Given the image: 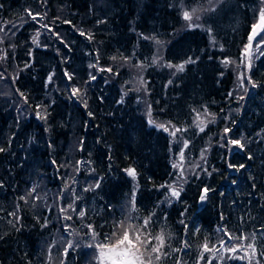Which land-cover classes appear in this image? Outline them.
<instances>
[{"label": "trees", "instance_id": "16d2710c", "mask_svg": "<svg viewBox=\"0 0 264 264\" xmlns=\"http://www.w3.org/2000/svg\"><path fill=\"white\" fill-rule=\"evenodd\" d=\"M261 9L0 0V84L20 108L0 96V264L90 263V245L128 223L130 199L129 223L150 218L141 230L164 234L163 264H264V30L252 40L260 54L240 64ZM221 240L255 256H222Z\"/></svg>", "mask_w": 264, "mask_h": 264}, {"label": "snow or ice", "instance_id": "6c2138e0", "mask_svg": "<svg viewBox=\"0 0 264 264\" xmlns=\"http://www.w3.org/2000/svg\"><path fill=\"white\" fill-rule=\"evenodd\" d=\"M195 13H196V9H193L192 11H184L182 13L183 19L190 22L192 21ZM29 15H31V13H29ZM33 19H35V17H33ZM196 19H199V16H196ZM188 26L197 27L198 25L189 23ZM252 29L253 31L248 38L249 45H251L252 40L257 35V29L264 30V9H261L259 23L253 24ZM0 31H2V29H0ZM249 45L245 46L246 54L248 52ZM223 63L227 65L228 63H230V61L224 60ZM178 68L179 70L183 71V65H179ZM78 92H79L78 89L76 88L72 89L73 95L78 94ZM177 131H180V129H177ZM174 134L175 133H173V135ZM232 143L239 144L240 142L234 140L232 141ZM181 159H183V152H181ZM173 167H177V165L174 164ZM128 171L130 175L133 176L135 175L134 170L129 169ZM181 175H183V173H181ZM207 191L208 189H205V193ZM172 195L179 196V192L176 191L175 189H172ZM204 198H205L204 195H202L201 200H203ZM80 215L83 216L84 212H81ZM149 221L150 218L146 219L144 225L142 226H133L131 224H125L124 222H122L121 225L119 226L120 230L118 232H114L111 236L107 238L109 240V243L96 245L100 253L99 256L100 264H157V262L161 261L162 255H166L165 253H163L165 236L164 234L156 235L155 237L152 238L156 241V243L152 244L150 242L149 237L146 236L143 232H141V227L147 229ZM89 230L93 233V238H95V232L91 228V226H89ZM226 235L229 236L230 240L248 239V237L246 236L235 237L227 233ZM252 238L254 240L255 236L253 235ZM220 247L225 251H231V252L244 250L246 256L248 255L247 249H251V255L253 257L255 256V251H256L253 244H248L247 249H245L243 243L240 244L239 248L228 247L225 241L223 240L220 241ZM203 248L205 251H210V250L216 251L215 246H213L212 249H209L207 242L203 245ZM65 252H67V249H65ZM240 258L243 259V257ZM177 264H179V262H177Z\"/></svg>", "mask_w": 264, "mask_h": 264}, {"label": "rangeland", "instance_id": "374dc122", "mask_svg": "<svg viewBox=\"0 0 264 264\" xmlns=\"http://www.w3.org/2000/svg\"><path fill=\"white\" fill-rule=\"evenodd\" d=\"M257 23V22H256ZM21 27V25H20ZM0 29H2V31H0V46H1V49L3 47V45L1 44L2 41H1V38L2 37H7L5 35V29H4V26L1 24L0 26ZM13 35H8V38L9 39H12ZM257 48H259L258 44L254 43L252 45V42H251V45H249L248 47V52L247 54L245 53V48L242 52V55H241V60H240V64L241 63H245L247 67H249L251 65V62L253 61V59L258 56L260 53L257 51ZM240 64L238 65H235V68L237 67L236 69V73H237V76H238V81H237V85H236V91L238 92L239 90L240 91H245V89L247 88L246 86V82H247V70H244L243 68L241 69V66ZM11 92V88H9L8 86H0V96L2 97L4 94L7 95L6 98H5V101L6 102H14V107H15V113L18 114V111H19V104L18 106H16V102L11 98L13 94H9ZM246 92V91H245ZM16 96V95H14ZM23 112H25L24 110H22ZM27 114H28V111H27ZM19 117V118H18ZM29 115H26V116H17V120H19L20 118H27L28 119ZM149 124L150 125H155L154 122H152L151 120H149ZM158 128H162V129H167L166 131H169V129L167 127H165L164 125L163 126H156ZM175 132V130L173 131ZM183 169L184 167L183 166H180V170H182L183 172ZM184 176V173L182 175V177ZM175 189V188H173ZM176 191H178L177 189H175ZM172 192V190H171ZM173 196V195H172ZM133 201L130 199L129 202H125L122 206V211H123V214H124V218H127L129 221H130V217L129 216H132L133 217V220L131 221L132 223H135V220L138 218L137 216H135L134 212H133ZM123 218V219H124ZM128 223L127 224H131V223ZM133 225V224H131ZM141 232H143L146 236L149 237L150 239V242L151 240L154 241V239H152L149 235V233H145L146 231L144 230H141ZM90 244H92L90 242ZM92 248H91V251H90V257H89V260L88 262L90 261V263H87V264H100V259H99V256H100V253H99V249L96 247V245H91ZM228 247H236V248H239V246H237L236 244H233V245H228ZM241 251L243 250H240V251H237V252H231V251H225L224 249L221 248V254H226L227 252L229 253V255L231 257H234V258H238V259H241L240 257H243V255L240 253ZM248 251V255L249 256L251 254V251L250 250H247ZM215 253V252H213ZM246 256V255H245ZM163 260V255H162V259ZM157 264H163L162 261H159L157 262Z\"/></svg>", "mask_w": 264, "mask_h": 264}, {"label": "water", "instance_id": "95a60500", "mask_svg": "<svg viewBox=\"0 0 264 264\" xmlns=\"http://www.w3.org/2000/svg\"><path fill=\"white\" fill-rule=\"evenodd\" d=\"M261 29H257V32L260 31ZM203 194H205V191H203Z\"/></svg>", "mask_w": 264, "mask_h": 264}, {"label": "flooded vegetation", "instance_id": "af4514ba", "mask_svg": "<svg viewBox=\"0 0 264 264\" xmlns=\"http://www.w3.org/2000/svg\"><path fill=\"white\" fill-rule=\"evenodd\" d=\"M0 58H1V54H0ZM30 63H31V57H30ZM6 105V104H5ZM18 121V120H17Z\"/></svg>", "mask_w": 264, "mask_h": 264}]
</instances>
